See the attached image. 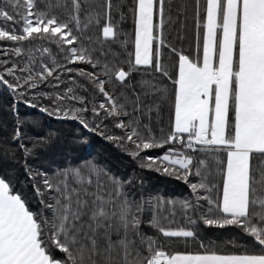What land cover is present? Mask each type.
<instances>
[{
  "label": "snow or ice",
  "instance_id": "snow-or-ice-1",
  "mask_svg": "<svg viewBox=\"0 0 264 264\" xmlns=\"http://www.w3.org/2000/svg\"><path fill=\"white\" fill-rule=\"evenodd\" d=\"M113 8V0L97 8L88 0H0V93L13 97L12 139L39 195L33 207L34 194L9 170L0 172V264H264V0H194V54L165 37L173 22L169 0L127 6L121 0L119 21ZM128 13L132 50L110 66L104 44L119 41L127 50L121 37ZM93 25L95 41L85 37ZM45 45H55L62 59ZM165 49L168 58L176 54L171 66ZM71 73L86 78L101 99L93 95L89 103L77 91L87 86L66 76ZM147 74H158V84L137 92L136 83L149 84ZM21 104L78 122L85 130L77 128L80 142L91 135L112 141L141 168L188 183L191 195L137 201L127 190L132 177L112 174L94 158L53 172L33 167L29 160L55 134L30 135ZM165 106L168 130L157 132L153 121ZM165 205L171 206L167 216ZM177 205L186 223L172 226ZM145 211L158 233L175 238L170 244L185 247L166 248L146 235L140 228ZM215 229L229 234L213 237ZM190 242L199 247L189 249Z\"/></svg>",
  "mask_w": 264,
  "mask_h": 264
},
{
  "label": "trees",
  "instance_id": "trees-1",
  "mask_svg": "<svg viewBox=\"0 0 264 264\" xmlns=\"http://www.w3.org/2000/svg\"><path fill=\"white\" fill-rule=\"evenodd\" d=\"M44 2L55 4L57 0H44ZM120 2L121 0H113V15L115 21H119L116 5ZM103 3L104 0H88V4L92 8H97ZM124 3L127 6L130 0H124ZM169 4L171 5L173 22L166 26L165 37L178 49L182 48L185 54H194L195 43L192 18L194 0H169ZM56 11L59 12L62 11V9L57 8ZM122 27L124 32L127 33L126 37H121V39H127L128 41L127 50L120 46L119 41L104 44L106 50L110 49L107 56V61L110 66L121 65L122 61L127 57L128 52L132 50L133 23L130 13H128L127 19ZM89 35L92 37L93 41H95L98 32L94 25L90 26L85 31V37ZM83 42L85 44L89 43L86 38ZM45 46L51 47L53 49V54L56 55L58 59H62L63 54L57 50L55 45ZM114 53H118V55H114ZM36 56L37 59H44L45 62H49L48 54L46 53L37 52ZM165 56L169 66H171L177 58L174 53L168 58L169 52L167 49H165ZM81 67H85L86 70L92 71L91 66L81 65ZM67 75L75 76L79 84L87 86L86 91L83 88H77V91L81 95L87 96L89 103L92 101L93 95H95L97 101L101 99L102 94L94 93L93 88L89 85L86 78L79 76L77 73L66 74V76ZM140 78V75H137V81H139ZM144 78L149 81V84L142 86L134 81V83H136L137 92L150 91L152 84H158L159 81L158 74L156 76L147 74ZM65 83L71 84L72 81L66 79ZM168 83L170 86V82ZM63 87V84L60 85V88ZM44 90L51 91L49 88H44ZM145 99L151 101L152 97L148 96L145 97ZM43 102L47 103L48 101L45 99ZM12 103L13 97L11 95L6 92L0 93V172L9 170L14 179L23 185L29 194H34L35 189L30 182L31 177L26 172L22 149L18 146L17 142L12 139L14 125V117L11 111ZM19 111L20 115L25 119L26 130L33 137L44 136L49 131L55 134L51 141L48 142L46 146L38 148L37 155L29 160V163H31L33 167L39 166L45 171L53 172L57 167H66L84 158H94L97 163L106 165L108 172L122 178L132 177V183L127 186V190L129 195H134L137 201L149 196H160L169 200L179 201L191 195V189L188 183L162 172L141 168L128 153L117 147L112 141L105 140L98 135H91L86 142H80L77 128L79 127L80 132L85 130L82 126H79L76 121L60 120L55 117L47 116L39 112L36 108H31L23 104L20 105ZM32 121H36L37 123L33 124ZM167 123L168 108L165 106L161 112V120L153 121V128L158 132L160 127H163L164 131L167 132ZM26 143L31 142L26 141ZM154 151L156 154H159L162 150L157 149ZM189 179L192 180L193 178L189 177ZM196 179L198 180L199 178ZM69 182H72V178L69 179ZM104 183L111 187L107 179L104 180ZM38 200L39 195L34 194L33 207L37 206L35 201ZM169 211H171V206L165 205L161 213L167 216ZM150 216L151 213L148 211L142 214V220L144 222L141 223L140 228L146 235L158 237V239L164 242L166 248L175 247L182 249L185 247L183 243L170 244V239L174 240L175 238H166L158 233L157 229L147 223ZM174 221L175 223L172 224V226L184 225L186 223V217L182 214L179 205L175 208ZM162 222L168 225L170 220L164 219ZM205 227L207 228L208 226ZM235 231L239 230L235 229ZM210 234L213 235V237H221L229 233H227L225 229H215L212 230ZM187 247L189 249H196L199 245L195 242H190Z\"/></svg>",
  "mask_w": 264,
  "mask_h": 264
}]
</instances>
